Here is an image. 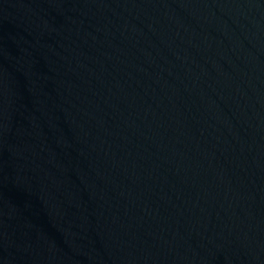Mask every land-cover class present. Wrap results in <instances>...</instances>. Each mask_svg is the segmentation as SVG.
<instances>
[{
    "label": "water",
    "instance_id": "95a60500",
    "mask_svg": "<svg viewBox=\"0 0 264 264\" xmlns=\"http://www.w3.org/2000/svg\"><path fill=\"white\" fill-rule=\"evenodd\" d=\"M0 264H264V0H0Z\"/></svg>",
    "mask_w": 264,
    "mask_h": 264
}]
</instances>
